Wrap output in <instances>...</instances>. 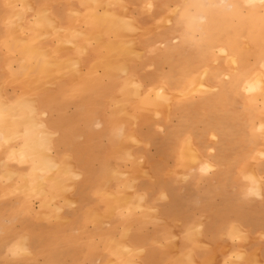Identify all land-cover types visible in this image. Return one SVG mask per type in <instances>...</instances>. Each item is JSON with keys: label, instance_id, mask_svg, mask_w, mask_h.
Masks as SVG:
<instances>
[{"label": "rangeland", "instance_id": "obj_1", "mask_svg": "<svg viewBox=\"0 0 264 264\" xmlns=\"http://www.w3.org/2000/svg\"><path fill=\"white\" fill-rule=\"evenodd\" d=\"M104 1L112 5L94 7H102L103 14L106 9L114 13L104 14L118 30L114 38H119L123 25L116 20L117 5L122 4L129 21L139 8L136 2L146 19L159 18L154 28L145 23V33L126 26L130 38L141 33L144 43L132 39L121 47L118 40L111 55L120 64L122 56L135 53L132 58L138 62L147 66L150 62L154 80L160 73L154 71L153 55L160 63V84L142 86L139 95L137 78L131 77L128 89L136 103L133 108L131 102L122 104L124 108L130 104L131 114L126 115L134 127L155 128L163 135L172 131V150L163 157L176 165L165 187L186 196L189 220L199 222L194 236L204 238L184 257L187 261L195 257L197 248L207 257H218L208 264H264V0ZM14 19L16 31L23 34L27 27L20 25V10ZM20 60L25 63V56ZM24 68L20 76L26 74ZM38 70L32 71L40 75ZM5 86L6 81L0 82V101L7 100L5 106L0 102V114L4 113L0 119L5 122L0 123V264H140L137 260L146 255L145 247L132 242L131 227L125 225L119 233L110 228L116 217L158 213L148 207L151 199L132 175V167H109L111 175L103 181L101 167L88 164L90 154L100 160V151H81L87 155L82 164L55 150L52 161L37 145L29 144L27 154L17 152L38 139L41 116L37 113L33 119L19 108L30 96L10 98ZM17 110L24 123L15 122ZM129 142L142 145L134 135ZM147 154L156 153L148 147ZM123 159H135L132 150H124ZM152 167L140 157L138 168H144L147 179H152L148 173ZM166 201L163 192L159 202ZM173 246L180 256L182 245L174 241Z\"/></svg>", "mask_w": 264, "mask_h": 264}, {"label": "crops", "instance_id": "obj_2", "mask_svg": "<svg viewBox=\"0 0 264 264\" xmlns=\"http://www.w3.org/2000/svg\"><path fill=\"white\" fill-rule=\"evenodd\" d=\"M127 1L134 2V0ZM136 3L139 8L132 16L133 21L140 32L145 33V23L154 28L159 23V18L154 15L153 19H146L140 12V4ZM91 7L94 6L89 0H25L24 2L0 0V82L6 81L5 89L10 98L22 93H25L27 97L32 96L37 108L36 115L39 113L41 116L39 121L45 133L51 136L54 158H56L53 152L55 150L60 156L72 155V158L78 161L77 164H82L81 160L86 159L87 155L81 151H100L102 156L100 160L97 161L90 154L91 161L88 164L101 167L103 181L109 179V167L118 166L120 169L128 165L132 167V175L140 179L142 182L140 188L146 191L151 199L146 201L148 207L151 210L157 209L158 213L152 216L141 215L139 218H135L134 215H132L133 218L116 217V222L113 226L111 224L110 228L119 233L125 225L131 227V235L134 231V236L131 237L132 242L138 248L145 247L146 255L137 262L140 264H208L211 259L218 257H207L197 248H194L195 257H191L189 261L184 257L190 247H196V244H200L204 238L197 239L194 236L193 231L197 229L199 222L189 220L186 196L180 190L174 192L175 194L169 193L165 187V183L172 181L170 171L172 166L176 165L172 160L167 161L163 157L172 150L170 141L172 131L163 135L155 128L140 130L134 127L133 122L126 115L130 114L127 110L130 104L126 109L124 108L126 105L122 104L123 101L131 102V108H133V103H136L130 97L128 89L131 77H136L137 81L146 88L160 84L163 79L160 63L153 55V65L156 66L154 71L160 73L159 79L154 80L150 78L151 72L148 71L150 62L147 66L129 57L128 54L122 56L120 64L119 61L115 63L103 61L105 58L110 59L111 55L109 56L108 52L117 47L115 43L118 44L119 38H114L112 34V22L106 20L104 22L102 16L104 9ZM18 10L22 12L23 24L27 27L23 34L17 32L14 25ZM115 10L117 15L124 14L120 5H117ZM43 16L51 22L54 20L55 23L41 20ZM7 23L10 24V28L7 27ZM34 27L37 31L33 30ZM122 32V42L126 43L125 46H128L132 39L133 42L136 40L138 45L144 43V36L142 37L141 33L130 38L123 28ZM98 35L102 37H97ZM25 40L31 42L30 45L36 43L37 48L19 44ZM34 51L41 53L42 59L36 57ZM21 55L25 56V63L32 70L41 69L40 78L33 71L32 75L26 73L25 76H20L19 71L23 67H21L23 61L19 66ZM43 55H47V59ZM38 63L39 68L36 67ZM16 74L19 75L18 80ZM41 83L43 85H39ZM34 89L37 92H34ZM133 135L142 145L130 144L129 139ZM148 147H152L155 151V157L148 156ZM124 150H132L135 159L125 162ZM141 156H144L146 162L153 166L150 172L148 171L152 179H147L146 175L143 176L144 168H138ZM150 180H153L154 184L150 183ZM163 192L166 193L168 201L159 202ZM205 228V226L202 227V230ZM118 233L114 235L118 236ZM174 241L183 247L180 256L174 249ZM154 242L163 248L155 247Z\"/></svg>", "mask_w": 264, "mask_h": 264}, {"label": "bare ground", "instance_id": "obj_3", "mask_svg": "<svg viewBox=\"0 0 264 264\" xmlns=\"http://www.w3.org/2000/svg\"><path fill=\"white\" fill-rule=\"evenodd\" d=\"M13 1H14V0H12V2H13ZM21 1H22V0H21ZM21 1H20V2H21ZM85 1H86V0H85ZM115 1H116V0H115ZM262 1H263V0H262ZM92 2H93V6H94V4L103 5V4L105 3V1H101V0H92ZM116 2H117V1H116ZM260 2H261V1H258L257 4L260 3ZM106 4H107V3H106ZM109 5H110V2H109ZM109 5H105V4H104V6H109ZM111 5H112V4H111ZM111 5H110V6H111ZM113 5H114V4H113ZM121 5H122V4H120V6H121ZM33 7H34V6H33ZM91 8L93 9L94 7H91ZM105 8H106V7H105ZM108 9H109V8H108ZM121 9H123V8H121ZM102 11H103V10H102ZM105 11L110 12V16H112L111 14H113V16H114V13H112L111 11H108L107 9H106ZM30 12H31V11H30ZM107 12H105V13H107ZM19 13H20V12H19ZM44 13H45V12H44ZM105 13H104V14H105ZM72 14H73V13H72ZM104 14H103V15L101 14V15L103 16V19H104V22H105V20L108 19V18H105ZM99 15H100V14H99ZM115 15H116V14H115ZM97 16H98V15H97ZM102 16H100V18H101ZM117 16H118V17H116L117 19H116V18H115V19H116L117 21H119V22L121 21V22L123 23V25L125 24L124 26L122 25L123 31H124V28H126V26L129 27V29H131V30H133V31H134V30H135V31L139 30L138 27L136 26L135 22L132 21V20L129 21L128 18L124 17V14H123L122 16H121V15H117ZM120 16H121V17H120ZM98 17H99V16H98ZM118 18H119V19H118ZM42 19L48 20L51 24H52V22L55 23L54 20L51 22L50 19H48L47 17H44V16L42 17ZM42 19H41V20H42ZM103 19H101V21H102ZM20 20H21V19H20ZM18 21H19V20H18ZM20 22H21V21H20ZM20 22H19V23H20ZM97 22H98V21H97ZM119 22H118V23H119ZM100 24H101V23H100ZM107 24H108V23H107ZM119 24H120V23H119ZM20 25L24 26L22 23H21ZM44 25H45V24H44ZM110 25H111V24H110ZM55 26H56V25H55ZM103 26H104V25H103ZM106 26H107V25H106ZM25 27H26V26H25ZM46 27H47V26H46ZM104 27H105V26H104ZM107 27H108V26H107ZM21 28H22V27H21ZM111 28H112V26H111ZM122 28H121V29H122ZM104 29H105V28H104ZM108 29H109V28H108ZM24 30H25V29H24ZM33 30H34V31H37V30H36V27H34ZM33 30H32V31H33ZM106 30H107V29H106ZM114 30H115V31H114ZM116 30H117L116 28L113 29V31L111 30V31L113 32L112 34H114L115 32H116V34H117V31H118V30H117V31H116ZM135 31H134V32H135ZM65 32H66V31H65ZM101 32H102V31H101ZM139 32H140V31H139ZM122 33H123V32H122ZM122 33L119 31V34H120L121 37L118 36L119 34H118L117 36L119 37V39H118V40H119V44L122 43V45H124V44H126V43H123V42H122ZM47 34H48V33H47ZM102 34H103V33H102ZM39 35H40V34H39ZM37 37H38V36H36V38H37ZM44 37H45V36H44ZM46 37H47V36H46ZM46 37H45V38H46ZM97 37H102V36H99V35H98ZM93 38H94V37H93ZM41 39H42V38H41ZM97 39H98V38H97ZM99 39L102 40L101 38H99ZM22 40H24V39H22ZM100 40H99V41H100ZM123 40H125V39H123ZM25 41H26V42H25ZM25 41H23V42L21 41V42L24 43V44H26L27 46L31 44V42H28V40H25ZM30 41H31V40H30ZM97 41H98V40H97ZM151 41H152V40H151ZM105 42H106V41H105ZM116 42H117V41H116ZM37 43H38V42H37ZM72 43H73V42H72ZM94 43H95V42H94ZM114 43H115V42H114ZM134 43H135V41H134ZM35 44H36V43H35ZM35 44H34V45H33V44L30 45V48H31V46H33L34 49H35V47H36ZM108 44H110V43H108ZM115 44H116L117 46L119 45V44H117V43H115ZM60 45H61V44H60ZM122 45H121V47H122ZM39 46H40V45H39ZM113 46H115V45H113ZM135 46H136V45H134V49H136ZM28 47H29V46H28ZM33 47H32V48H33ZM101 47H102V46H101ZM124 47H125V46H124ZM36 48H37V47H36ZM118 48H119V47H118ZM121 49H123V48H121ZM134 49H133V50H134ZM112 50H113V49H112ZM112 50L110 49V51L108 52L109 56L113 53ZM36 51H38V50H36ZM36 51H34L35 54H37ZM46 51H47V50H46ZM32 52H33V51H32ZM47 52H48V51H47ZM114 52H116V51H114ZM120 52H124V51H120ZM134 52H135V51H134ZM128 54H129V53H128ZM134 54H135V53H134ZM134 54H133V56H134ZM39 55H40V54H39ZM37 56H38V54H37ZM37 56H36V57H37ZM133 56H131V57H133ZM34 57H35V56H34ZM39 58L42 59L41 57H39ZM103 58H104V56H103ZM103 58H102V59H103ZM118 58H119V57H117V59H118ZM35 59H36V58H35ZM111 59H112V60H111ZM26 60H27V59H26ZM19 61H20V63H19V66H20V65H21V60H19ZM39 61H40V60H39ZM71 61H72V60H71ZM103 61H105V62L108 61V62H113V63H115L116 59L113 58L112 55H111V56H110V59H106V58H105V59H103ZM42 62H43V61H42ZM46 62H47V61H46ZM50 62H51V61H50ZM59 62H60V61H59ZM59 62H58V63H59ZM100 62H101V61H100ZM58 63H57V64H58ZM102 63H103V62H102ZM106 63H107V62H106ZM23 64H24V63H23ZM25 64H26V63H25ZM55 64H56V63H55ZM59 64L61 65V62H60ZM28 65H30V64H28ZM98 65H99V64H98ZM102 65H103V64H102ZM102 65H101V66H102ZM19 66H16V67H19ZM22 66H23V65H21V67H22ZM62 66H63V65H62ZM99 66H100V65H99ZM21 67H19V68H21ZM23 67H25L24 69L27 68V69H26V73H30V74L33 73V72H32V68H31V67H28L27 64H26V66H23ZM23 67H22V69H23ZM59 67H60V66H59ZM65 67H66V66H65ZM38 68H39V67H38ZM43 68H44V67H43ZM22 69H21V71H23ZM39 69H40V68H39ZM51 69H52V68H51ZM53 69H54V68H53ZM18 70H19V69H18ZM21 71H20V72H21ZM38 71H41V69L38 70ZM43 71H44V70H43ZM54 72H55V71H54ZM40 73H41V72H40ZM30 74H28V75H30ZM34 74H35V71H34ZM37 74H38V73H37ZM28 75H27V77H26L27 79H28V77H29ZM31 75H32V74H31ZM38 75H39V74H38ZM40 75H41V74H40ZM24 76H25V75H24ZM50 77H51V75H50ZM34 78H35V76H34ZM39 78H40V76H39ZM29 80H30V78H29ZM134 81H135V80H134ZM31 82H32V81H31ZM28 84H31V83L28 82ZM35 84H36V83H35ZM35 84H34V85H35ZM134 84L136 85L135 88L138 89V92H139V95H140V94H141L140 91H141V89H142V85H141V83H139V82L136 80ZM39 85H43V84L41 83V84H39ZM27 86H28V85H27ZM36 86H37V84H36ZM33 87H34V86H33ZM48 87H49V86H48ZM45 88H46V86H45ZM31 89H32V88H31ZM31 89H29L30 92H31ZM137 89H136V90H137ZM29 90H28V91H29ZM32 90H33V89H32ZM37 90H39V88H37ZM37 90L35 91V89H34V92H37ZM129 90H130V89H129ZM131 90H132V89H131ZM131 90H130V92H132ZM154 90H155V89H154ZM32 92H33V91H32ZM136 92H137V91H136ZM153 96H154V95H153ZM31 97H32V96H31ZM24 98H25V97H24ZM15 100H16V99H15ZM31 100H32V102H31ZM34 100H35V99H34ZM150 100H151V99H150ZM154 100H155V99H154ZM4 101H5V100H3V98H2L0 102H2V104L5 106V102H6L7 100H6L5 102H4ZM19 102H20V101H19ZM19 102H16V103H19ZM148 102H149V101H148ZM122 103H123V102H122ZM150 103H151V102H150ZM150 103H149V104H150ZM153 103H154V102H153ZM155 103H156V102H155ZM8 104H9V103H8ZM16 105H17V104H16ZM150 105H151V104H150ZM13 106H15V104H14ZM13 106H12V107H13ZM124 106H125V105H124ZM147 106H148V103H147ZM20 107L23 108L24 110H26V112H27V110H28L31 114H33V115H31L33 119L36 117V116H34V115H36V110H37V108H36L35 103L33 102V99H32V98H31V99L26 98V99L24 100V103H21V104L19 105V108H20ZM149 107H152V105L149 106ZM154 107H155V106H154ZM15 109H16V107H15ZM125 109H126V108H125ZM152 109H153V108H152ZM11 110H13V112H14V109L11 108ZM18 110H19V109H18ZM18 110H17L16 115H14V116L16 117V121H15V122H18V121L21 119L20 122L23 121V123H24V122H25V121H24V116H23L22 114H20V113H19L20 111H18ZM24 110H21V111H24ZM8 111H9V109L6 110V112H8ZM6 112H5V113H6ZM9 112H11V111H9ZM11 113H12V112H11ZM2 114H4V113H1L0 116H2ZM8 114H9V113H8ZM8 114H7V116H8ZM27 114H28V113H27ZM130 114H131V113H130ZM9 115H10V114H9ZM132 116H133V115H132ZM135 116H136V115H135ZM2 117H3V116H2ZM11 117H12V116H11ZM29 117H30V116H29ZM12 119H13V118H12ZM36 119L38 120V118H36ZM9 120H10V119H9ZM29 120H30V118H29ZM136 121H137V120H136ZM28 122H30V121H28ZM33 122H34V121H33ZM0 123H2V125H5V122H4L2 119H0ZM10 123H11V122H9V124H10ZM30 123H31V122H30ZM30 123H29V124H30ZM39 123H40V122H39ZM20 124H21V123H20ZM21 125H23V124H21ZM24 125H25V124H24ZM27 125H28V123H27ZM32 126L34 127V125H32ZM37 126H38L39 129H40L39 131H41V132H40V135H39V137H38V139H37L36 141H34V140L31 141V143L28 142V144H26V145H24L23 147H21V149L17 150V152H19V153H23V152H24V153L27 154V153L30 151V149H31L30 146H29V144L32 145V146L37 145L38 147L40 146L41 148H45V150H47V151L49 152V154H48L49 159L52 160V161H54V155L52 154V148H53V147L51 146V136H50L48 133H45V129H44V127H43L42 124H38ZM11 128H12V127H11ZM31 128H32V127H31ZM9 129H10V128H9ZM33 129H34V128H33ZM34 130H36V129H34ZM19 132H20V131H19ZM46 132H48V131H46ZM4 133H5V132H4ZM12 133H13V132H12ZM0 135L3 136L2 133H1ZM135 143H136V142H135ZM130 144H131V143H130ZM34 148H35V147H34ZM31 151H32L31 153H33V150H31ZM40 151H41V150H40ZM17 152H16V154H17ZM42 153H47V152H46V151H43ZM40 154H41V153H40ZM17 155H18V154H17ZM22 155L24 156V154H22ZM41 155H43V154H41ZM44 156H45V155H44ZM44 159H45V158H44ZM55 163H56V162H55ZM57 165H58V164H57ZM58 169H59V167H58ZM45 170H46V169H45ZM48 171H49V170H48ZM108 172L111 173V171H108ZM116 172H117V171H116ZM37 173H38V172H37ZM47 173H48V172H47ZM38 175H40V174H38ZM41 175H43V174L41 173ZM50 175H51V174H50ZM110 175H111V174H110ZM48 176H49V175H48ZM34 177H35V176H34ZM44 177H45V176H44ZM36 178H37V177H36ZM42 178H43V177H42ZM111 178H112V177H111ZM46 179H47V178H46ZM125 191H126V190H125ZM125 191H124V192H125ZM131 191H132V190H131ZM117 202H118V201H117ZM131 202H132V201H131ZM142 203H143V202H142ZM125 207L127 208V206H125ZM236 229H237V228H236ZM199 238H200V236H199ZM196 262H197V261H196Z\"/></svg>", "mask_w": 264, "mask_h": 264}]
</instances>
